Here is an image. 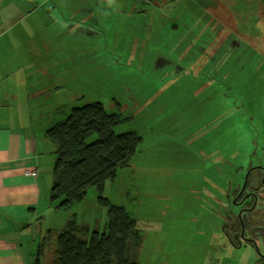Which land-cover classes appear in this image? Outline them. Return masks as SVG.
Segmentation results:
<instances>
[{
  "label": "rangeland",
  "instance_id": "1",
  "mask_svg": "<svg viewBox=\"0 0 264 264\" xmlns=\"http://www.w3.org/2000/svg\"><path fill=\"white\" fill-rule=\"evenodd\" d=\"M21 11L0 24L6 40L17 28L31 31L26 45L45 54L39 77H52L43 82L52 89L64 85L62 99H44L62 110L57 118L100 102L119 115L116 134L142 138L104 190L144 228L132 256L140 264H251L250 253L214 250L221 238L206 228L219 211L213 188L224 191L225 160L238 167L262 152L264 0H27ZM73 216L103 231L106 209L93 188L49 222L59 230ZM53 250L52 238L41 264H51Z\"/></svg>",
  "mask_w": 264,
  "mask_h": 264
},
{
  "label": "crops",
  "instance_id": "2",
  "mask_svg": "<svg viewBox=\"0 0 264 264\" xmlns=\"http://www.w3.org/2000/svg\"><path fill=\"white\" fill-rule=\"evenodd\" d=\"M26 1L0 0V20L22 16ZM7 29L0 24V264H41L44 250L36 259L42 239L65 226L58 230L49 222L58 210L49 201L56 154L45 136L62 110L48 108L44 99H62L65 87L52 89L43 83L52 77H39L45 54L26 45L24 35L31 31L17 28L6 40Z\"/></svg>",
  "mask_w": 264,
  "mask_h": 264
},
{
  "label": "trees",
  "instance_id": "3",
  "mask_svg": "<svg viewBox=\"0 0 264 264\" xmlns=\"http://www.w3.org/2000/svg\"><path fill=\"white\" fill-rule=\"evenodd\" d=\"M120 120L118 114L108 113L102 103L89 102L71 107L46 129L45 136L56 154L49 201L56 203L58 210L70 208L82 202L93 188L97 204L106 209V223L101 232L90 230L73 216L62 230H49L42 239L37 263L53 238L51 264H140L132 256V249L140 248L144 228L126 207L112 203L104 195L106 183L116 180L118 170L135 157L142 141L133 131L116 134L113 127ZM93 134L98 135L97 139L88 142ZM215 194L219 206L224 194L217 188Z\"/></svg>",
  "mask_w": 264,
  "mask_h": 264
},
{
  "label": "flooded vegetation",
  "instance_id": "4",
  "mask_svg": "<svg viewBox=\"0 0 264 264\" xmlns=\"http://www.w3.org/2000/svg\"><path fill=\"white\" fill-rule=\"evenodd\" d=\"M251 157L238 167L225 160L224 180L220 181L224 199L219 206L216 199L213 200L219 211L217 214L214 208L207 232L210 239L221 238L220 244L212 245L214 250L227 249L231 258L237 251L250 253L251 264H264V140L261 154L255 161ZM216 188L215 185L214 192Z\"/></svg>",
  "mask_w": 264,
  "mask_h": 264
},
{
  "label": "built area",
  "instance_id": "5",
  "mask_svg": "<svg viewBox=\"0 0 264 264\" xmlns=\"http://www.w3.org/2000/svg\"><path fill=\"white\" fill-rule=\"evenodd\" d=\"M31 175H35V172H30Z\"/></svg>",
  "mask_w": 264,
  "mask_h": 264
}]
</instances>
